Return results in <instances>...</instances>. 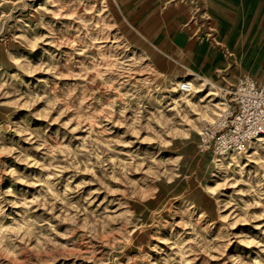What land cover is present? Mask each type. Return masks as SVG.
Wrapping results in <instances>:
<instances>
[{
    "label": "rangeland",
    "instance_id": "obj_1",
    "mask_svg": "<svg viewBox=\"0 0 264 264\" xmlns=\"http://www.w3.org/2000/svg\"><path fill=\"white\" fill-rule=\"evenodd\" d=\"M151 14L0 0V264H264V146L202 150Z\"/></svg>",
    "mask_w": 264,
    "mask_h": 264
},
{
    "label": "crops",
    "instance_id": "obj_2",
    "mask_svg": "<svg viewBox=\"0 0 264 264\" xmlns=\"http://www.w3.org/2000/svg\"><path fill=\"white\" fill-rule=\"evenodd\" d=\"M140 1L152 11L144 29L172 62H186L183 76L217 89L242 77L264 84V0Z\"/></svg>",
    "mask_w": 264,
    "mask_h": 264
},
{
    "label": "built area",
    "instance_id": "obj_3",
    "mask_svg": "<svg viewBox=\"0 0 264 264\" xmlns=\"http://www.w3.org/2000/svg\"><path fill=\"white\" fill-rule=\"evenodd\" d=\"M178 89L189 92L190 85L182 81ZM223 99L228 96V110L201 138L202 150L222 156L245 154L251 142L264 137V84L242 77L232 88H221ZM220 96V95H219Z\"/></svg>",
    "mask_w": 264,
    "mask_h": 264
},
{
    "label": "bare ground",
    "instance_id": "obj_4",
    "mask_svg": "<svg viewBox=\"0 0 264 264\" xmlns=\"http://www.w3.org/2000/svg\"><path fill=\"white\" fill-rule=\"evenodd\" d=\"M180 79L190 85L189 92L184 93L178 88L173 87L174 84H177V86L180 85V83L182 82L179 81ZM210 86L211 85L205 81H201L198 86H195L189 76H183L181 78L173 79V81L170 83V87L175 93L171 97V102L176 108L181 104H185L186 107L189 108V110L196 112L197 119L200 121L216 123L219 118H221L228 110V103L224 101L223 98H219L218 91H212L210 89ZM254 144L264 146V137L258 138V140H254L251 142L252 147L254 146ZM227 155L233 156L236 159L234 163L238 162L237 156H239V154L229 153ZM227 155L217 157V167H222V158L227 157Z\"/></svg>",
    "mask_w": 264,
    "mask_h": 264
}]
</instances>
